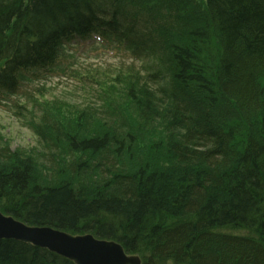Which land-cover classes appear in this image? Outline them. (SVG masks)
Masks as SVG:
<instances>
[{
    "label": "trees",
    "instance_id": "16d2710c",
    "mask_svg": "<svg viewBox=\"0 0 264 264\" xmlns=\"http://www.w3.org/2000/svg\"><path fill=\"white\" fill-rule=\"evenodd\" d=\"M136 2L0 0V94L56 73L72 30L106 24L153 60L151 85L130 73L107 89L118 101L105 94L104 121L40 93L31 128L47 159L51 143L74 160L43 174L27 150L0 145V211L118 242L142 264H264V0ZM0 264L75 263L0 240Z\"/></svg>",
    "mask_w": 264,
    "mask_h": 264
},
{
    "label": "rangeland",
    "instance_id": "374dc122",
    "mask_svg": "<svg viewBox=\"0 0 264 264\" xmlns=\"http://www.w3.org/2000/svg\"><path fill=\"white\" fill-rule=\"evenodd\" d=\"M150 64L147 60L136 62L101 43L75 45L67 51L58 75L27 83L15 96L0 95V138L10 144L12 151L35 148L37 138L30 125L41 114L34 105L37 99L42 100L40 93L44 100L102 109V90L122 74L130 73V66L134 72L145 74ZM2 140L0 145L4 146Z\"/></svg>",
    "mask_w": 264,
    "mask_h": 264
},
{
    "label": "water",
    "instance_id": "95a60500",
    "mask_svg": "<svg viewBox=\"0 0 264 264\" xmlns=\"http://www.w3.org/2000/svg\"><path fill=\"white\" fill-rule=\"evenodd\" d=\"M0 240H14L48 250L75 264H142L115 242L93 235L73 236L50 227H30L0 212Z\"/></svg>",
    "mask_w": 264,
    "mask_h": 264
},
{
    "label": "bare ground",
    "instance_id": "6f19581e",
    "mask_svg": "<svg viewBox=\"0 0 264 264\" xmlns=\"http://www.w3.org/2000/svg\"><path fill=\"white\" fill-rule=\"evenodd\" d=\"M135 2H136V0H128V3L130 5H132V7H134L135 9H139L140 8V4L138 2H136V3ZM130 10L131 9H129V11ZM110 20H111V16L108 15L105 18V22H109ZM100 26H102V24ZM107 27L108 26L106 24H104L103 27H102L104 34H109V31L107 30ZM113 28H115V27H113ZM71 34H72L71 36L73 37V39L75 41H77V42L80 41L81 34L76 33L74 30L71 31ZM68 38L63 34L61 36V38L58 40L57 45L58 46H63ZM54 60H55V55H54V53H52V57L49 60H46V63H44V64H47V63L52 62ZM153 87L158 88L159 85H153ZM101 92L108 95V99L110 100V102L116 103L118 101V96L116 94H114V93H110L107 89L106 90H102ZM82 108L83 109H88V110H93V113L91 111H87L84 114H89L90 116H92L93 118H95L98 121L99 120L104 121L105 118L109 117L108 114L105 113V111H103L102 109L92 108L91 106H82ZM74 118H75V115L73 114V115L70 116L69 119H70V121H73ZM37 119H38V117L36 118V120H33V121H37ZM32 132L34 133V135L37 138V146H35V150H33V151H30L29 149L26 151L30 155L29 156L30 157L29 162L34 167H36L40 172H42L43 174H46V170L47 169H56L57 171H55L54 175L57 176V174H59L58 165L57 164L58 163L61 164L62 161L64 163L66 161V163L68 162V164L69 163L71 164L72 160H74V159H69L67 157V152H65L63 149H60L59 147L51 145V143L48 144V145H50V146H48V148L51 150V155H53L52 156L53 159H52V161L50 159H47L46 154H45V146L47 145L46 144V140L47 139L45 140L44 132L43 131H37V130L34 131L33 129H32ZM149 133L154 138H156L157 134L155 132L154 133L149 132ZM0 140H2V138H0ZM2 142H3L2 143L3 145H7L10 148V144L7 141H5L3 139ZM48 154H50V153L48 152ZM52 173H54V171ZM50 228H52V227H50ZM87 235H93V234H87ZM94 237L96 238V236H94Z\"/></svg>",
    "mask_w": 264,
    "mask_h": 264
}]
</instances>
